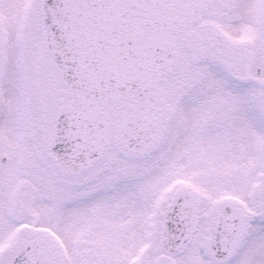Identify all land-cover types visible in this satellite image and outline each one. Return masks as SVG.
I'll list each match as a JSON object with an SVG mask.
<instances>
[{"label":"snow or ice","instance_id":"obj_1","mask_svg":"<svg viewBox=\"0 0 264 264\" xmlns=\"http://www.w3.org/2000/svg\"><path fill=\"white\" fill-rule=\"evenodd\" d=\"M0 264H264V0H0Z\"/></svg>","mask_w":264,"mask_h":264}]
</instances>
